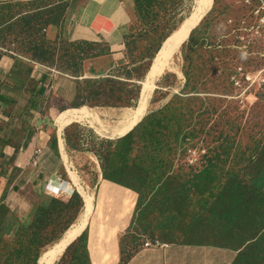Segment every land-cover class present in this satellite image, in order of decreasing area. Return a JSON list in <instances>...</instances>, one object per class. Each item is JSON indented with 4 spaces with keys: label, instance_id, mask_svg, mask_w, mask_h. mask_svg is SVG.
Instances as JSON below:
<instances>
[{
    "label": "rangeland",
    "instance_id": "obj_1",
    "mask_svg": "<svg viewBox=\"0 0 264 264\" xmlns=\"http://www.w3.org/2000/svg\"><path fill=\"white\" fill-rule=\"evenodd\" d=\"M75 3L0 1V52L17 58L24 70H37L45 90L37 113L38 122H46L40 130L49 129L50 146L57 137V157L71 169L73 181L64 170L61 174L75 184L53 195L66 204L50 218L43 216L29 232L21 226L30 223L31 213L28 217L23 216L26 212L15 213L0 194V264H47L43 250L61 241L90 205L92 213L82 233L57 260L52 259L53 264H98L92 245L103 243L99 226L118 233L112 222L130 215L116 264L128 263L147 241L215 243L248 254L247 264H264V215L252 223L249 219L239 230L236 221L217 216L221 210L213 209L226 181L247 176L252 180L264 170V92L252 89L240 95L228 81L237 66L250 70L264 65L248 4L209 0L201 15L202 0H144L135 11L123 62L104 74L115 61H89L109 49L73 46L46 33ZM199 15L182 47L163 54L168 40ZM38 29L47 40L32 35ZM44 55L42 62L36 60ZM91 77L124 81L95 84L105 90L100 96L114 106H94L92 97L80 96L86 88L84 79ZM35 84L30 82L29 87ZM97 109L105 114L84 113ZM108 111L117 113L108 117ZM134 115L138 119L125 120ZM128 138L135 167L120 175L128 180L124 184L132 186L110 182L102 186L101 158L109 142ZM191 151L197 152L194 164ZM122 164L117 160L111 171H119ZM261 184L264 190V180ZM73 188L80 196L70 193ZM248 199L252 201L251 196ZM254 235L260 244L255 257L250 242L245 243ZM69 248L72 251L67 253Z\"/></svg>",
    "mask_w": 264,
    "mask_h": 264
},
{
    "label": "crops",
    "instance_id": "obj_2",
    "mask_svg": "<svg viewBox=\"0 0 264 264\" xmlns=\"http://www.w3.org/2000/svg\"><path fill=\"white\" fill-rule=\"evenodd\" d=\"M135 11V0H76L64 10L59 25L50 27L46 33L68 43L109 49L106 55L89 61H115L105 70L104 74H107L124 60L123 50L133 29ZM23 70L17 58L6 53L0 55V194L15 213L26 212L23 216L28 217L45 195L57 193L54 191L59 184L54 182V177H59L64 170L66 177L73 179L65 160L60 161L49 144V129L47 132L40 130L46 123H39L37 119L38 110L43 105V83L38 82L37 70L30 73ZM32 81L36 84L29 87ZM59 151L58 148L60 155ZM61 177L65 180L64 175ZM105 182L118 186L103 177L102 186ZM131 216L112 222L113 227H118V233L115 228L106 230L99 226L98 230L104 237L103 243L92 245L95 263L118 262L121 257L120 239L132 220ZM93 236L94 233L92 242ZM161 242L163 245L157 247L144 244L126 264H234L240 253L239 249L215 243Z\"/></svg>",
    "mask_w": 264,
    "mask_h": 264
},
{
    "label": "trees",
    "instance_id": "obj_3",
    "mask_svg": "<svg viewBox=\"0 0 264 264\" xmlns=\"http://www.w3.org/2000/svg\"><path fill=\"white\" fill-rule=\"evenodd\" d=\"M135 2L138 11L140 10L142 2H144V0H135ZM61 19L59 20V23L61 22ZM36 34L44 35L42 34L41 29H38L32 33V35H36ZM39 37L43 38L42 43L45 44V40H47L46 36H45L46 38L45 40L43 36H39ZM69 44L73 46H79V44H73V43H69ZM41 50H43V48H41ZM1 54L4 53L0 52V55ZM45 57L46 55L36 60L42 62ZM23 71L30 73L33 71V69L29 68L28 70H23ZM97 79L98 78L84 79V84L86 85V88H85V92H83L80 96L83 99L92 97L94 100L91 101L94 106H112V105L114 106L115 103H112L106 98H102L100 96L105 90L99 89L97 86H95V84L112 82L113 84L121 85L123 84L124 81H122L121 79L118 80L116 79L111 80L107 78L99 79V80ZM88 94L89 96H87ZM131 141L132 140L128 138L121 140L119 142H109L107 154L102 155L101 158V160L105 162L103 167L105 180L114 182L116 184H123L128 187H130V185L132 186V183H130V185L124 184V182L128 180H123L120 175L124 173L126 170L133 169L135 167V164H131V160H130V154L133 151ZM51 148L55 150V152L58 154V141L56 136L53 137V143L51 144ZM257 157H259V155H257L255 158ZM117 160H121L123 164L120 166L119 171H111V168L115 165ZM263 180H264V170L260 171L258 175H255V177H253L252 180H250L249 176H247L244 177V180L241 179V181H237V180L236 181L231 180L230 182L226 181L220 191V194H217V198H215V200L213 201L214 204L213 209L215 210V208H217L221 210V212L217 213V216L221 218L228 217L230 221H234V222L236 221V223H238L239 230H241V228L249 224V219H251L250 223H252L255 222V219L258 220L260 217H262L261 215H264V190L261 184ZM75 194L80 196L79 193H75ZM248 196L252 197V201L248 199ZM72 201L73 200H71L70 202ZM141 203L142 202L140 199L139 204ZM65 204L66 203H64L60 199H56L55 197L50 195H45L42 198L41 202L33 207L31 211V219L29 220L30 223L27 224L22 222V226H21L22 229L29 232L30 229L32 230L36 225H38L39 220L43 216L50 218L51 217L50 215L57 213V209L60 207V205H65ZM33 234L38 237V234L36 233ZM250 238L251 239L246 240L245 243L250 242V245L252 247L251 252L253 254V257H255L257 255V251L260 249V244L258 242L259 240H257L256 235L251 236ZM74 244L71 245L70 248H73ZM70 248L68 249L67 253H70L72 251L70 250ZM242 254H240L237 257L236 264H247L245 257L248 254L246 253H244L245 255Z\"/></svg>",
    "mask_w": 264,
    "mask_h": 264
},
{
    "label": "built area",
    "instance_id": "obj_4",
    "mask_svg": "<svg viewBox=\"0 0 264 264\" xmlns=\"http://www.w3.org/2000/svg\"><path fill=\"white\" fill-rule=\"evenodd\" d=\"M245 2L250 7V15L252 22L255 20V30L259 33L256 34L259 38V45L262 46L263 52L260 53V55L264 58V0H256L255 3H253L252 0H245ZM245 5V4H244ZM260 35V36H259ZM259 68H251L250 70L245 68L244 66H237L234 71H232L228 76V81L234 88L236 92H238L240 95H244L246 93H251L252 89H257L260 92H264V65H260ZM193 155H191V164H194L197 161V152L191 151ZM37 163H35L36 165ZM73 181V180H71ZM54 182L58 183V187L54 192H58L60 190L67 191V187L65 188V185L72 184L65 182V180L62 179L61 175L59 177H54ZM79 192V190L77 191ZM76 190L70 191L71 194L77 193ZM163 243L161 241L150 242L147 241L145 243L146 247H157L161 246ZM167 244H165L166 246Z\"/></svg>",
    "mask_w": 264,
    "mask_h": 264
},
{
    "label": "bare ground",
    "instance_id": "obj_5",
    "mask_svg": "<svg viewBox=\"0 0 264 264\" xmlns=\"http://www.w3.org/2000/svg\"><path fill=\"white\" fill-rule=\"evenodd\" d=\"M209 0H202L203 5L201 6V15L204 12L205 8L207 7ZM201 15L199 16H194L190 19H188L181 27L180 30L175 33L167 42L166 48L163 51V54H168L170 51L180 49L182 47V42L190 35L194 27L197 25L199 19H201ZM181 74V72H180ZM149 109H146V112H148ZM86 115H94V114H99L103 115L105 114L104 111H101L99 109L97 110H86L84 111ZM117 112H107L108 117H114ZM146 115V114H145ZM138 115H134L133 117L126 116L125 120L127 121H133L138 119ZM128 118V119H127ZM90 204H88L89 206ZM91 205L90 208L88 209V212L84 210V214H82L81 218L79 219L78 223L73 227L71 231H69L66 236L61 240L56 242L53 245L47 246L42 253V257L47 262V264H53L52 259L55 258L57 260L63 250L68 246V244L71 242L72 239H75L77 236H79L84 228L85 223L89 219L91 215ZM90 210V211H89Z\"/></svg>",
    "mask_w": 264,
    "mask_h": 264
},
{
    "label": "water",
    "instance_id": "obj_6",
    "mask_svg": "<svg viewBox=\"0 0 264 264\" xmlns=\"http://www.w3.org/2000/svg\"><path fill=\"white\" fill-rule=\"evenodd\" d=\"M84 78H85V77H84ZM74 240H75V239H74ZM74 240H73V241H74ZM73 241H72V242H73ZM72 242H71V243H72ZM71 243H70V244H71Z\"/></svg>",
    "mask_w": 264,
    "mask_h": 264
},
{
    "label": "clouds",
    "instance_id": "obj_7",
    "mask_svg": "<svg viewBox=\"0 0 264 264\" xmlns=\"http://www.w3.org/2000/svg\"><path fill=\"white\" fill-rule=\"evenodd\" d=\"M67 182V181H66ZM78 193V192H77Z\"/></svg>",
    "mask_w": 264,
    "mask_h": 264
}]
</instances>
